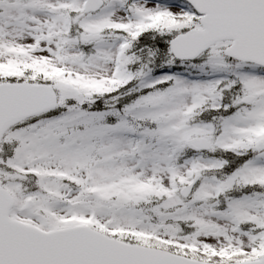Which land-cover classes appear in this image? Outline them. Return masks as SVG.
<instances>
[{
  "label": "snow or ice",
  "instance_id": "1",
  "mask_svg": "<svg viewBox=\"0 0 264 264\" xmlns=\"http://www.w3.org/2000/svg\"><path fill=\"white\" fill-rule=\"evenodd\" d=\"M0 264H264V0H0Z\"/></svg>",
  "mask_w": 264,
  "mask_h": 264
}]
</instances>
